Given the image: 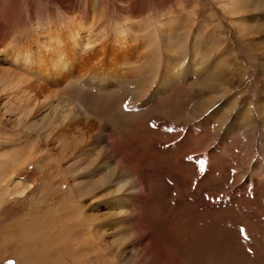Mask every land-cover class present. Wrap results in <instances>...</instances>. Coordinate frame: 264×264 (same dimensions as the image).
Returning a JSON list of instances; mask_svg holds the SVG:
<instances>
[{"label":"rangeland","instance_id":"rangeland-1","mask_svg":"<svg viewBox=\"0 0 264 264\" xmlns=\"http://www.w3.org/2000/svg\"><path fill=\"white\" fill-rule=\"evenodd\" d=\"M70 25L103 47L68 60L81 78L46 99L37 76L8 81L9 49ZM0 39V167L28 187L0 203V264H264V0H0ZM154 51L145 89L132 65L85 79ZM122 158L133 182L98 181Z\"/></svg>","mask_w":264,"mask_h":264},{"label":"bare ground","instance_id":"bare-ground-1","mask_svg":"<svg viewBox=\"0 0 264 264\" xmlns=\"http://www.w3.org/2000/svg\"><path fill=\"white\" fill-rule=\"evenodd\" d=\"M235 1L239 2L242 0H235ZM5 30L6 31L9 30V28L7 27ZM94 31L95 30L79 28L77 25H70L66 29H62L58 26L55 28H51L48 31H46V33L39 34L38 36L33 35L31 39L21 40L17 42L14 47L9 49L8 51L9 53L7 54L11 61L10 62L11 66L14 68L13 75L11 78L8 79V81L14 83L17 87H20V85H22L23 83L28 82V79H29L28 76L30 75L37 76L46 83V85H41V87L39 88L40 95L44 96L45 99L48 98L49 96L55 95L56 91L58 90L57 86L59 85V83L65 82L67 80H69L70 82L73 79L75 80V79L81 78L80 76L75 75L74 73L70 74V76H67V77H64V75L61 76L62 70L69 63L68 60L70 58L72 59L73 57L79 55L81 50L84 47V51L88 52L86 60H84L81 64L79 62L78 64H74L73 67L76 68L77 65L78 66L80 65L82 69H86L88 62L92 61L93 59H96L95 57H97L102 52L103 47L96 49V47L92 45L95 39L98 38V35H100L99 33H94ZM121 32L122 31H118L116 34V37L120 38L123 33ZM91 34L94 35L93 37L94 39H91ZM152 38L153 40L148 44V46L150 47L151 46L153 47V45L158 46L157 41H156V33H153ZM1 41L2 39H0V42ZM165 48L166 50L168 48L170 49L169 46L168 48L167 47ZM107 55L108 56L106 60L104 61L103 67L101 68V70L90 68L88 72L84 75L87 82L89 83L105 82V81H109L110 79L112 80V78L118 79V75L121 74L119 72V68L124 65H126L127 67L132 65L136 67V69H139L140 71L147 74V78H144V77L138 78L135 81L136 89L142 90L151 84V81H152L151 77L153 78L152 74L154 75L156 73L155 70L157 69V67H159V65L163 63V62L162 63L159 62V59L156 56L155 51L153 55L150 56V58L149 56L145 57L143 55L140 56L139 54H132V53H130L129 55L127 54L112 55L111 52H108ZM203 55H204L203 53L195 55L196 56L195 58H197L195 60V63L202 62L204 60ZM181 64L179 66H181ZM176 66H177L176 63L167 60L166 63L163 65L165 74L167 76L169 75V77L176 76L178 73V72L176 73L174 69ZM126 75H128V73H125L124 77H126ZM162 80L160 81V85L164 83ZM48 82H51V85H47ZM26 100L27 102L30 101L31 97H27ZM249 111L250 110L248 108L246 111L245 110L242 111L241 115H244L245 112L246 114L247 113L249 114ZM64 117L66 118V115ZM248 119H250L249 116H248ZM78 131H80V135L85 136V132H83L81 129H78ZM109 139H110V142L108 144L110 145L111 151L114 153V151H116V146H115V143L113 142L114 140H112L111 136L109 137ZM4 159H5V156H4ZM103 160H104L103 156L102 155L100 156V154L97 152L96 157L94 156V158L91 160V163L93 162L98 163V162H102ZM4 162H7V161H4ZM123 164H125V162L122 158L120 160L119 166L117 167L109 166L110 168L109 169L107 168L108 170L104 172V175L102 174V176L98 179V181H100L101 183H105L107 179L111 180V178L114 179L118 177L119 179L118 182H120L129 176H130V179L132 180V176H131L132 173L127 172L126 170L129 168L125 166L126 164L125 165ZM8 179H9V172L8 170H6L5 167H3V165H1L0 167V203L3 200H5L7 197H9L11 194L23 196L27 192L28 187L17 188L16 184L18 183L16 182H19V181H15V183L11 185L8 183ZM127 182H129V180ZM29 186H31V184ZM120 187L121 186L119 185V188Z\"/></svg>","mask_w":264,"mask_h":264},{"label":"snow or ice","instance_id":"snow-or-ice-1","mask_svg":"<svg viewBox=\"0 0 264 264\" xmlns=\"http://www.w3.org/2000/svg\"><path fill=\"white\" fill-rule=\"evenodd\" d=\"M201 163H203V162H201ZM249 251H251V249H249Z\"/></svg>","mask_w":264,"mask_h":264}]
</instances>
